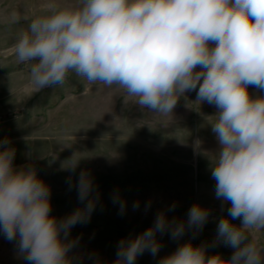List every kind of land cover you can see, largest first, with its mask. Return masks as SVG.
Returning a JSON list of instances; mask_svg holds the SVG:
<instances>
[{"label": "clouds", "instance_id": "clouds-1", "mask_svg": "<svg viewBox=\"0 0 264 264\" xmlns=\"http://www.w3.org/2000/svg\"><path fill=\"white\" fill-rule=\"evenodd\" d=\"M13 48L37 91L75 74L89 85L118 86L152 114H172L190 91L197 102L214 105L220 149L211 176L216 198L230 202L231 218L219 220L216 240L235 251L229 260L206 258L204 248L189 242L159 264H264V245L255 236L264 231V96L248 91L249 85L264 90V0H47ZM9 143L0 141V231L31 264H72L68 253L78 241L67 239L69 231L89 221L99 199L90 174L81 171L77 184L84 206L58 221L50 216L49 187L33 167L14 168ZM200 146L196 139L194 151ZM80 158L68 161L73 172ZM112 199L123 213L119 194ZM208 217L198 204L186 224L159 213L146 231L120 241L115 264H134L145 251L155 257L158 232L177 239L186 227L202 229ZM237 219L239 226L231 222Z\"/></svg>", "mask_w": 264, "mask_h": 264}, {"label": "rangeland", "instance_id": "rangeland-1", "mask_svg": "<svg viewBox=\"0 0 264 264\" xmlns=\"http://www.w3.org/2000/svg\"><path fill=\"white\" fill-rule=\"evenodd\" d=\"M46 2L0 0V141L8 139V146L15 149L14 168L33 167L49 187L50 216L58 221L84 206L77 184L81 171L90 174L99 199L89 221L69 231L67 239L78 241L68 253L72 264H115L121 240L139 236L161 212L169 221L186 224L194 204L209 211L203 228L186 227L177 239L170 231L158 232L160 251L155 257L145 251L134 264H159L189 242L204 248L206 258L220 255L229 260L235 249L216 238L219 220L231 219L230 202L216 198L211 176L220 149L212 131L218 109L197 102L196 91H190L178 99L172 114H152L118 86L89 85L75 74L63 85L37 91L30 84L29 68L17 62L13 46ZM13 13L18 14L17 22ZM248 91L252 98L264 96V90L253 85ZM196 139L201 146L194 151ZM74 154L81 158L73 172L68 161ZM116 193L125 202L123 213L113 203ZM136 203L139 207L134 209ZM172 205L175 208L168 211ZM255 236L264 245V231ZM0 264H31L19 253L17 241L7 240L2 231Z\"/></svg>", "mask_w": 264, "mask_h": 264}]
</instances>
